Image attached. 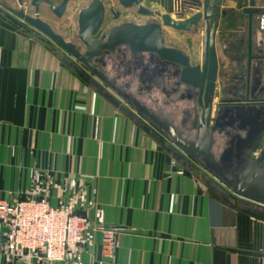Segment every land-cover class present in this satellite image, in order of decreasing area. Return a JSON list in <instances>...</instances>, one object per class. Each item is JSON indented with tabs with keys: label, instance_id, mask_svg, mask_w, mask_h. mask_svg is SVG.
<instances>
[{
	"label": "crops",
	"instance_id": "obj_1",
	"mask_svg": "<svg viewBox=\"0 0 264 264\" xmlns=\"http://www.w3.org/2000/svg\"><path fill=\"white\" fill-rule=\"evenodd\" d=\"M54 1L60 5L63 0ZM80 1L71 0L63 19L73 18ZM248 2L223 0L220 6L226 14L220 16L216 34V103L230 97L226 93L236 75L246 82L250 37L254 54L261 50L264 55L260 15L251 20L243 12ZM256 7L264 8V0H256ZM9 8L19 10L18 0H0V200L29 197L36 185L32 172H39L40 189L51 203L85 213L90 231L68 264H264V206L234 194L190 158L167 163V154L175 151L105 96L109 93L128 107L117 89L100 91L65 61L69 56L60 46ZM40 14L46 22L64 24L45 3ZM201 33L195 38L197 49ZM168 43L192 52L181 35ZM108 65L103 72L116 76L115 67ZM252 66L259 67L264 88V60H253ZM124 76L119 91L133 94L183 136L195 139L185 128L193 121L192 101L167 96L157 85L160 94L154 102L137 97L134 85L130 87L134 71ZM260 98L257 109L264 106V91ZM214 140L218 158L230 137L215 135ZM92 200L96 205L90 206ZM104 228L118 229L112 256ZM0 264L59 263L27 254L13 258L0 235Z\"/></svg>",
	"mask_w": 264,
	"mask_h": 264
},
{
	"label": "water",
	"instance_id": "obj_2",
	"mask_svg": "<svg viewBox=\"0 0 264 264\" xmlns=\"http://www.w3.org/2000/svg\"><path fill=\"white\" fill-rule=\"evenodd\" d=\"M70 1L63 0L60 5H55L50 0H18L20 9L9 8V11L35 30L46 35L74 59L83 62L94 75L101 79L104 78V73L91 65L92 60L101 56L105 50H114L116 46L121 44H130L133 52H151L166 63L180 66L179 84L194 91L189 100L193 102V119L197 121H191L190 126L186 124L185 127L187 133H192L193 130L197 131V136L193 140L183 136L174 124L161 120L133 94L118 93V96L127 102L128 107L122 105L118 99L109 93H106L105 96L139 126H142L154 138L158 139L163 146L175 151L172 154H167V163L170 164L173 158L179 156L190 158L195 162H202V166L234 194L249 202L264 206V106L260 109L250 107L251 104L248 100L252 75L250 65L247 66L246 70V83L249 84L246 85L245 89L234 85L226 93L231 98L225 96L217 103L215 102L218 77L215 36L220 16L226 14V11H221L220 8L223 0H202L196 7L197 12L182 21H174L169 15H164L165 24L177 30L189 31L192 25L203 23L204 56L202 64L197 65H192L190 58L183 51L164 44L161 27L158 25L133 28L130 26L118 27L109 31L104 36L106 38L104 41L95 40L92 37L95 31L87 36L81 34V40L87 49L85 53H82L77 50L73 43L56 34L38 16L29 15L25 11L26 6H28L30 9L34 8V13L37 15L38 6L41 3H47L52 6L58 16H62ZM95 4L96 0H93L91 6L83 11L81 17L91 16L96 9ZM98 11L96 22L99 25L103 17L101 7ZM243 12L252 20L253 16L263 14L264 8L256 7V0H249L248 6L244 8ZM126 33H129L128 37L124 36ZM119 34L122 35V38L114 37ZM240 91L242 93L244 91V95L241 96L243 98L238 99L237 96ZM138 116L145 120L152 119L155 124H159L160 128L165 130V133L147 120L157 130L156 132L153 131ZM244 127H246L245 136L232 134L231 130L243 129ZM159 132L165 139L159 135ZM215 135L230 137L229 147L218 158L212 150ZM256 152H258L257 156L254 155Z\"/></svg>",
	"mask_w": 264,
	"mask_h": 264
},
{
	"label": "flooded vegetation",
	"instance_id": "obj_3",
	"mask_svg": "<svg viewBox=\"0 0 264 264\" xmlns=\"http://www.w3.org/2000/svg\"><path fill=\"white\" fill-rule=\"evenodd\" d=\"M50 1L53 4H55L54 0H50ZM80 2L81 3L79 4V6L76 7L75 15L69 21H67L66 17H65L66 19H63L69 3L62 16H58L56 12H54V10L52 9V6L50 4L45 3L53 17L59 20H64V24H62L61 26H57L55 24V20L54 22L51 23L49 21L46 22L41 19L40 5L38 6L37 15L34 13L35 9L34 8L30 9V7L28 6H26L25 11L29 15L38 16V18L46 22L56 34L61 35L66 41L73 43L76 46L77 50L82 53H85L87 49L81 40V34L87 36L91 34L92 31H95L92 34V37L95 40L104 41L106 40L104 36L109 31L118 27L130 26V28L131 27L133 28V27H144L148 25H158L161 27V35L164 40V44L166 46L179 49L177 47L172 46L167 41H169V39L171 38H175L176 36L181 35L187 40L189 45L188 47L191 49L192 52L189 54L181 49L179 50L183 51L190 58L192 65L202 64L203 56H204L203 23L201 22L199 24L192 25L189 31H182V30H177L171 26H167L164 20V15H169L170 18L174 21H182L189 18L190 16L193 15L192 13L196 11V7L199 4L197 0H96V4H95L96 9L92 12L91 16L87 17L86 15L87 18L85 16L82 18L81 16L83 11L91 6L93 0H81ZM99 7H101L103 17L101 23L98 25L96 20H97V15L99 13L98 11ZM19 24L23 27L25 26L21 22ZM197 31L199 34L200 31L202 32L201 47L199 46V49H197L196 47L197 42L195 39L196 35L198 34ZM128 34L129 33H126V35L124 36L128 37L129 36ZM114 37L120 39L122 38V35L119 34L118 36L115 35ZM215 49H216V36H215ZM195 51L197 52V54L194 53ZM66 54L71 59L66 58L65 61H67L70 65L74 66L88 82L93 84L100 91H103L104 88H112L117 90L122 89L121 87L123 86L119 84V80H118V78H120L119 76L131 74L133 71H140L141 83L145 85L147 90L152 88V86L154 85L162 86L164 87L163 90H165L167 96H170L171 93L179 94L180 97L183 99H189L194 94L193 90L189 89L184 85L179 84L180 70H181L180 66L176 64L166 63L160 60L156 54L151 52H145V51L133 52L130 44L118 45L114 48V50H105L101 56L92 60L91 65L102 72H103V68L107 66L109 62H111L112 65L117 68L123 66L124 68L123 74H120L119 76L110 77L103 72L104 73L103 79L94 75L92 71L83 62L77 61L71 55H69L68 52H66ZM216 56H217V50H216ZM247 59H248L247 66L248 65L251 66V73H252L250 78V86H249L250 92L248 95L249 97L248 100L251 104L250 107L257 108V104H259L258 102L262 101V99L260 98V93L264 91V88L261 87L262 81H261L259 67L258 66L253 67L252 62L253 60H258V61L264 60V55H262L261 50H258V52L254 54L252 37H250V41L248 44ZM217 61H218V57H217ZM245 68L247 70V67ZM218 72H219V62H218ZM171 79H173L172 89L168 90L165 87L166 86L165 84L170 83ZM235 79L236 82L234 85L240 87L243 90L245 89L246 85L249 84V83L247 84L244 81V77L241 75L240 76L236 75ZM118 93L120 94L122 93V91ZM243 93L241 91L239 92L237 96L238 99L243 98L241 97L242 95H244ZM227 98H231V96ZM147 120H149V122L153 126L156 125L155 127L161 129V132L165 133V130L160 128L161 126L159 124H155V122H153V120L150 118H148ZM196 121L197 120H195L194 122ZM245 128L246 127H244L243 129L240 128L231 131L232 134H239L241 136H245L246 135ZM193 133H194L193 136L196 138L197 131L193 130ZM254 155L257 156L258 152H256ZM178 158L181 159V161H184L186 159L181 156H179ZM200 164L203 165L202 162Z\"/></svg>",
	"mask_w": 264,
	"mask_h": 264
},
{
	"label": "built area",
	"instance_id": "obj_4",
	"mask_svg": "<svg viewBox=\"0 0 264 264\" xmlns=\"http://www.w3.org/2000/svg\"><path fill=\"white\" fill-rule=\"evenodd\" d=\"M258 27L264 32V13L259 16ZM32 177L36 185L29 197L14 202L0 200V235L7 253L13 258L27 254L68 264L89 234L88 218L72 207L51 203L40 189L41 174L32 172ZM94 205L96 202L90 201V206ZM117 230L102 229L110 256Z\"/></svg>",
	"mask_w": 264,
	"mask_h": 264
},
{
	"label": "rangeland",
	"instance_id": "obj_5",
	"mask_svg": "<svg viewBox=\"0 0 264 264\" xmlns=\"http://www.w3.org/2000/svg\"><path fill=\"white\" fill-rule=\"evenodd\" d=\"M197 33H198V31H197ZM197 35H199V33L197 34ZM168 42V41H167ZM63 53V52H62ZM70 58V57H69ZM71 59V58H70ZM108 67H109V65H108ZM115 70H116V72H118L117 74L118 75H116V76H119L120 74H123L124 73V68H123V66L122 67H119V68H117V67H115ZM107 73H109V75L111 74V75H113V72H112V70L110 71V72H108V70H107ZM140 72H135L134 71V78H133V81H132V83L130 84V87H133L132 86V84L134 85V87L132 88L134 91H135V94L137 95V97H141V98H143V99H146V100H148V101H155V99L157 98V95H158V93L160 94V89L158 90L159 92H157L156 91V89H157V86H153V88H150L149 90H147L146 88H145V86L144 85H142L141 87H140V84H141V80H140ZM120 78H118V80L120 81V82H125V76L124 75H122V76H119ZM172 80L173 79H171V82L170 83H168L169 85H172ZM138 83H137V82ZM157 92V93H156Z\"/></svg>",
	"mask_w": 264,
	"mask_h": 264
}]
</instances>
